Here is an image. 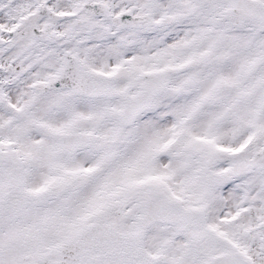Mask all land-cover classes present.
Wrapping results in <instances>:
<instances>
[{
    "label": "snow or ice",
    "instance_id": "obj_1",
    "mask_svg": "<svg viewBox=\"0 0 264 264\" xmlns=\"http://www.w3.org/2000/svg\"><path fill=\"white\" fill-rule=\"evenodd\" d=\"M0 264H264V0H0Z\"/></svg>",
    "mask_w": 264,
    "mask_h": 264
}]
</instances>
